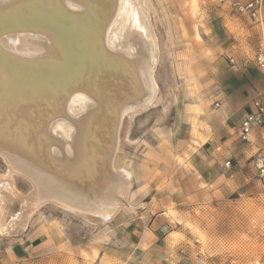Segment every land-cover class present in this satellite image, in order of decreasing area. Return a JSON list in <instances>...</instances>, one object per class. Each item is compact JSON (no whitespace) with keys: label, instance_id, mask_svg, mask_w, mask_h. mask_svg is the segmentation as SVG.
Here are the masks:
<instances>
[{"label":"rangeland","instance_id":"1","mask_svg":"<svg viewBox=\"0 0 264 264\" xmlns=\"http://www.w3.org/2000/svg\"><path fill=\"white\" fill-rule=\"evenodd\" d=\"M145 3L158 39V91L152 102L128 108L118 130L117 162L133 178L131 205L103 221L48 199L20 227L16 200L10 231L0 234L1 264H164L180 257L182 264H264V113L254 105L264 104V0ZM249 98L247 114L255 113L262 133L260 169L211 192L206 176L218 154L208 142L212 118ZM23 174L0 154L4 187L27 199L35 189ZM160 213L177 216L168 222L182 231L178 248L167 246L168 258L160 247L170 228L153 226Z\"/></svg>","mask_w":264,"mask_h":264},{"label":"bare ground","instance_id":"2","mask_svg":"<svg viewBox=\"0 0 264 264\" xmlns=\"http://www.w3.org/2000/svg\"><path fill=\"white\" fill-rule=\"evenodd\" d=\"M145 1L0 0V154L35 189L18 198L0 176V234L16 200L20 227L48 199L103 221L131 205L118 130L128 108L158 91Z\"/></svg>","mask_w":264,"mask_h":264},{"label":"crops","instance_id":"3","mask_svg":"<svg viewBox=\"0 0 264 264\" xmlns=\"http://www.w3.org/2000/svg\"><path fill=\"white\" fill-rule=\"evenodd\" d=\"M251 104V98L232 102L217 112L212 118L208 132V142L215 147V153L218 154H216L217 162L214 164V170L212 172L208 170L206 176L209 183L207 187L210 188L211 192L220 188L221 190L226 189L227 183L231 181L241 183L248 178L247 176H249L248 180H250L257 173L255 167L257 166V169H260V166L258 168V156H260L259 153L263 146L260 128L253 126L247 134V139L242 137L244 134L243 120L247 113L251 111ZM223 184L224 186H222ZM170 214H174V210ZM176 217L160 213L154 218L153 226L162 229L168 226L170 228L167 238L160 247V250L164 251L166 258L169 255L167 246L171 248V251L176 250L182 242V231L180 229H172L173 224L168 222L169 219L176 220ZM182 261L181 257L177 258V260L176 258H169L168 263L164 262V264H182Z\"/></svg>","mask_w":264,"mask_h":264},{"label":"built area","instance_id":"4","mask_svg":"<svg viewBox=\"0 0 264 264\" xmlns=\"http://www.w3.org/2000/svg\"><path fill=\"white\" fill-rule=\"evenodd\" d=\"M255 107L264 113V104L260 102L259 100H256L254 102ZM258 117L255 115V113L247 114L243 120V139H247V134L250 132L252 127L254 126L255 122H257ZM264 168V167H263ZM262 173L264 175V169H262ZM1 264V262H0Z\"/></svg>","mask_w":264,"mask_h":264}]
</instances>
